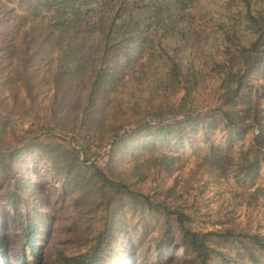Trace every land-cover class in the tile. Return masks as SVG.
Wrapping results in <instances>:
<instances>
[{"label": "trees", "instance_id": "trees-1", "mask_svg": "<svg viewBox=\"0 0 264 264\" xmlns=\"http://www.w3.org/2000/svg\"><path fill=\"white\" fill-rule=\"evenodd\" d=\"M191 7L203 31L186 25ZM27 119L23 133L15 121ZM30 149L83 193L76 203L93 216L89 247L62 264L128 259L123 237H139L144 212L178 234L185 264H244L221 248L235 242L249 264H262L258 234L196 231L190 213L131 177L144 157L169 175L183 159L211 172L232 165L241 187L262 180L249 195L264 205V0H0V165L14 171ZM19 181L8 193L18 212L19 200L28 205ZM21 225L17 262L27 264L39 256L42 217ZM5 247L0 228L4 261Z\"/></svg>", "mask_w": 264, "mask_h": 264}, {"label": "rangeland", "instance_id": "rangeland-1", "mask_svg": "<svg viewBox=\"0 0 264 264\" xmlns=\"http://www.w3.org/2000/svg\"><path fill=\"white\" fill-rule=\"evenodd\" d=\"M185 16L186 25L193 23L195 30L203 31L202 23L198 20L193 7L187 9ZM253 80L257 82L256 78ZM47 103L44 100L43 108H47ZM15 125L24 133L30 127L31 120L15 121ZM220 137L218 136V139ZM249 137L250 133L246 138ZM22 142L20 139V143ZM32 150L30 149L28 155L16 163L14 171L8 165H0V228L6 240L4 254L7 259L4 261L0 257V264H24L17 262L19 258L24 257L23 250L26 247L22 218L29 223L42 217L43 240L39 256L34 261L32 258L27 264H62V256H72L86 251L95 236L93 216L89 215L88 209H83L76 203L83 193H74L71 185L50 171L49 164ZM22 153H27V149ZM236 153L232 158L234 164L238 160ZM123 159L126 168L133 164L130 154H124ZM146 160L147 157H144L138 164L132 166L131 182L142 193L158 194L159 198L166 200L168 204L190 213L194 218L193 228L196 231L207 233L233 227L238 233L258 234L264 240L263 200L261 198L253 200L249 195L257 187H261L263 183L261 179L257 187L247 189L237 182L232 165L227 167L225 175V172H211L205 167H200L193 159L188 162L183 159L175 167V172L169 175L152 169ZM94 161L103 165L106 159L96 157ZM14 177L20 178L18 192L28 202L23 208V202L19 200L20 212L14 208L8 197V193L13 189ZM32 177L33 180L29 181ZM25 181H29L28 186L31 188L26 187ZM32 190L34 192L31 193ZM143 215L145 224L135 223V227L142 231L139 237L133 231L125 234L126 238L123 237V249L131 252L129 258L121 259L116 264H185L186 257L181 250L177 251L180 249L178 234L175 232L166 234L163 223L155 222L152 214L148 212H144ZM156 241L159 244L157 246L154 245ZM162 248L173 249L164 262L158 258ZM221 248L234 258L241 254L242 262L249 264L236 242ZM258 255L264 264V256Z\"/></svg>", "mask_w": 264, "mask_h": 264}]
</instances>
